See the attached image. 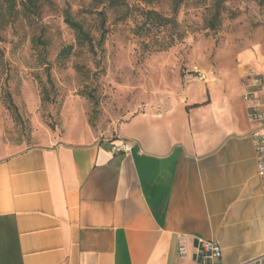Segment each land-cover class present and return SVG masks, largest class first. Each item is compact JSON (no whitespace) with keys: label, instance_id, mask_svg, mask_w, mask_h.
<instances>
[{"label":"crops","instance_id":"1","mask_svg":"<svg viewBox=\"0 0 264 264\" xmlns=\"http://www.w3.org/2000/svg\"><path fill=\"white\" fill-rule=\"evenodd\" d=\"M220 55L206 79L189 69L115 138L67 131L23 150L0 144V264H195L200 240L220 244L216 264L264 255L261 125L244 98L264 53ZM122 141L131 149L113 151Z\"/></svg>","mask_w":264,"mask_h":264},{"label":"rangeland","instance_id":"2","mask_svg":"<svg viewBox=\"0 0 264 264\" xmlns=\"http://www.w3.org/2000/svg\"><path fill=\"white\" fill-rule=\"evenodd\" d=\"M214 0H39L0 16V144L23 150L49 138H115L128 116L178 91L189 69H206L220 53H264V5L226 0L209 27ZM142 9L175 23L136 30ZM4 15V16H3ZM70 17L92 38L79 43ZM105 39L100 43L102 34Z\"/></svg>","mask_w":264,"mask_h":264},{"label":"built area","instance_id":"3","mask_svg":"<svg viewBox=\"0 0 264 264\" xmlns=\"http://www.w3.org/2000/svg\"><path fill=\"white\" fill-rule=\"evenodd\" d=\"M193 72L200 79L207 78V72L200 69H194ZM211 73H214L212 71ZM247 79L244 83V98L248 102V115L251 120L259 123L260 128L252 132L256 160H257V175L262 182L264 195V73L254 69L247 74ZM131 149L128 142L122 141L120 144L113 143L112 150L115 152H127ZM179 252L182 257L186 255L184 240L179 241ZM199 258L195 264H216L223 255L220 244L213 240H200L197 247ZM246 264H264V255L254 258Z\"/></svg>","mask_w":264,"mask_h":264},{"label":"trees","instance_id":"4","mask_svg":"<svg viewBox=\"0 0 264 264\" xmlns=\"http://www.w3.org/2000/svg\"><path fill=\"white\" fill-rule=\"evenodd\" d=\"M38 1L39 0H0V16L3 14V9L9 13H14L17 7V4H21L23 7V11H31L32 13H36L38 9ZM120 3L123 0H116ZM147 4L152 3L154 0H142ZM181 0H175L174 11L177 9L179 2ZM226 0H214L212 4V18L209 22L210 28H215L219 23V17L222 12V8L224 2ZM260 5H264V0H259ZM143 20L140 25L137 26L136 30L146 29L150 30L152 28H159L162 26H167L169 24H174L175 20L171 17H167L160 12L152 9H142ZM4 16V15H3ZM66 22L75 30L77 39L79 43L88 42L90 45H93L92 38L89 33L86 32L83 28V25L77 21L72 20L70 17L66 18ZM105 39V34L103 33L100 38V43H102Z\"/></svg>","mask_w":264,"mask_h":264}]
</instances>
